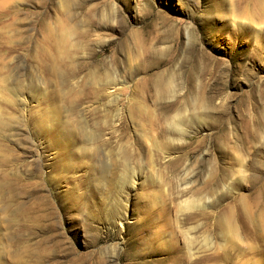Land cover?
<instances>
[{
  "label": "rangeland",
  "instance_id": "1",
  "mask_svg": "<svg viewBox=\"0 0 264 264\" xmlns=\"http://www.w3.org/2000/svg\"><path fill=\"white\" fill-rule=\"evenodd\" d=\"M0 264H264V0H0Z\"/></svg>",
  "mask_w": 264,
  "mask_h": 264
}]
</instances>
